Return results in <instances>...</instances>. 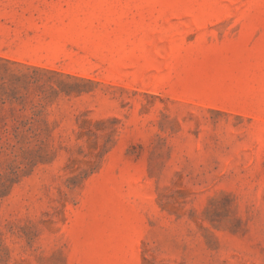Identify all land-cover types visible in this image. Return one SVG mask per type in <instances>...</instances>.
I'll return each instance as SVG.
<instances>
[{"label": "rangeland", "instance_id": "rangeland-1", "mask_svg": "<svg viewBox=\"0 0 264 264\" xmlns=\"http://www.w3.org/2000/svg\"><path fill=\"white\" fill-rule=\"evenodd\" d=\"M0 264H264V0H0Z\"/></svg>", "mask_w": 264, "mask_h": 264}]
</instances>
